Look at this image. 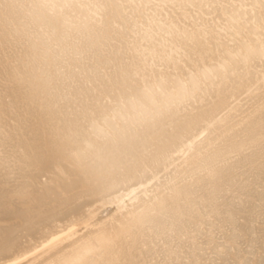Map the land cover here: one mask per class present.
Segmentation results:
<instances>
[{
	"label": "bare ground",
	"instance_id": "obj_1",
	"mask_svg": "<svg viewBox=\"0 0 264 264\" xmlns=\"http://www.w3.org/2000/svg\"><path fill=\"white\" fill-rule=\"evenodd\" d=\"M0 264H264V0H0Z\"/></svg>",
	"mask_w": 264,
	"mask_h": 264
}]
</instances>
